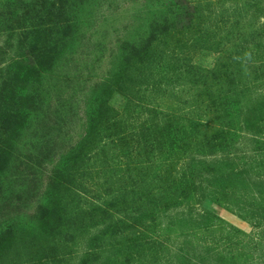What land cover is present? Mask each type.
Segmentation results:
<instances>
[{
  "label": "rangeland",
  "instance_id": "obj_1",
  "mask_svg": "<svg viewBox=\"0 0 264 264\" xmlns=\"http://www.w3.org/2000/svg\"><path fill=\"white\" fill-rule=\"evenodd\" d=\"M76 3L0 0V264H264V0Z\"/></svg>",
  "mask_w": 264,
  "mask_h": 264
},
{
  "label": "trees",
  "instance_id": "obj_2",
  "mask_svg": "<svg viewBox=\"0 0 264 264\" xmlns=\"http://www.w3.org/2000/svg\"><path fill=\"white\" fill-rule=\"evenodd\" d=\"M82 5L80 3H76V0H35V4H34L35 7H31V10L34 9L33 11L34 14L39 15V18L41 19V21L39 22L43 24V26L47 31L50 32L51 30H53L56 31V33L67 31L68 33V29L70 28V26H73V24H77L76 19H71L69 14L72 13V15L73 14L76 15L80 13V8ZM38 27L40 28L39 25ZM153 36H157V34H151L145 37L144 39H142L140 45L139 46L136 45V48L133 50V52L129 53V56L134 57L137 54H141L142 52L147 50L148 47L147 45L150 42V40L154 38ZM48 46H45V48L46 49L49 48L50 50V46L49 47ZM41 47H43V45ZM46 58L44 60L46 64H48V62L50 61L52 63L53 58L49 56V53ZM227 65L229 66V64ZM41 66L44 67L43 65ZM45 67H46L45 69L44 68L42 69L47 70L48 67L47 66ZM43 72L44 71L40 72V74ZM35 78L32 77L30 79L32 82H34ZM234 78L241 79V76L237 74L234 75ZM36 88L39 89V87ZM50 106L57 114L60 115V113H62L64 115L66 109L65 107L64 108L62 107V109H60L61 108L60 104L59 107L58 105L53 106L51 104ZM25 108L26 110H29L30 112L34 113L37 116L40 115L39 112L44 111L43 105L41 104V96L37 91H35L31 97L27 96V98L25 99ZM140 197L142 198V195ZM45 222L47 225H49L50 223V221L48 220H46Z\"/></svg>",
  "mask_w": 264,
  "mask_h": 264
}]
</instances>
